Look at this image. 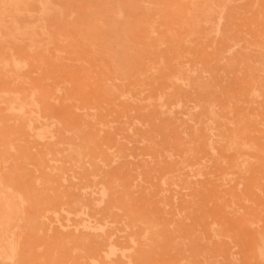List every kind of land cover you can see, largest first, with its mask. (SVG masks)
Listing matches in <instances>:
<instances>
[{
    "label": "rangeland",
    "instance_id": "rangeland-1",
    "mask_svg": "<svg viewBox=\"0 0 264 264\" xmlns=\"http://www.w3.org/2000/svg\"><path fill=\"white\" fill-rule=\"evenodd\" d=\"M107 1L0 0V149L14 145L9 166L26 192L20 256L110 264L102 229L75 213L85 194L88 219L117 247L125 225L148 230L146 256L122 264H264L253 252L255 236L264 240V0H125L129 26L103 36L89 11ZM207 3L208 18L184 17ZM121 43L140 54L141 74L109 62L126 57ZM182 71L206 90L173 77ZM8 97L25 101L22 112ZM51 121L55 142L35 134ZM51 199L71 217L48 210Z\"/></svg>",
    "mask_w": 264,
    "mask_h": 264
},
{
    "label": "bare ground",
    "instance_id": "bare-ground-1",
    "mask_svg": "<svg viewBox=\"0 0 264 264\" xmlns=\"http://www.w3.org/2000/svg\"><path fill=\"white\" fill-rule=\"evenodd\" d=\"M1 1L9 4H17L18 2V0ZM193 1L196 2V0ZM202 3L203 1H200L199 5H202ZM95 5L98 8V11H89V14L91 15V19L95 27L100 31L103 36L104 34L108 35L109 33L117 34L119 29H125L129 26L131 10L129 4L125 0H109L107 2L97 3ZM213 10V6L207 3L203 7L195 6L194 10L192 12L188 11L184 15V17H186V19H193L197 17L198 13H200L203 18H208ZM153 32V29H148V34L144 37V39L148 40L149 37L153 34ZM33 40H37L35 35L33 37ZM84 42L88 45H94V41L92 40H84ZM98 44L106 45L108 47L111 46L107 38H102L101 42L98 41ZM121 45L123 47L124 52L126 53V57L121 58L116 55L113 56L109 62L112 63L118 71H125L130 65H132L136 69L137 73L141 74L142 72L139 68L140 54L134 48L125 43H121ZM1 56L2 55L0 54V57ZM173 77L176 80H188V82L193 83L202 91H205L207 88V82L205 80L200 79L196 76H192L189 71H182L180 72V74H174ZM165 94L166 93L162 92V94H160V97ZM239 97V95H235L230 98V101L238 102ZM8 99L12 100V102L18 101V99H14L11 97H8ZM18 102H20L21 104L20 108H17L13 104H11V108L16 107L19 112H22V106L25 101ZM231 102L230 104L232 105ZM203 108L208 114V117H204V121L208 122V125L210 127H217L219 124L217 121V114L214 106L212 104H205L203 105ZM236 126L237 128L234 127V130L231 132V140L229 143V146L231 147L239 145L237 132L244 133L245 131L242 120L239 119L236 123ZM58 127V121L45 122V126L42 127L40 130L36 131L35 134L40 138H47L49 139V141L55 142L54 137ZM7 146V148L0 149V169L6 168L3 174L0 172V264H36L34 259L20 256L19 248L21 241L23 242V236L21 235V231L18 230L15 226V223L23 222L24 220V205L26 203V192L25 190H21L16 186V177L14 174V169L12 166H9L10 162L8 158V155L10 154L11 150L10 148H13L14 145L9 142ZM225 175L227 176L228 172H225ZM5 181L9 183H6ZM212 197H214L215 199H220L222 197L220 190L215 188L212 193ZM86 198L87 196L83 194L82 200L75 201V213L79 214L81 220L88 221L87 223H84L85 227H98L102 229V231L98 235L104 241H107L106 243L109 245V253L106 255V257L110 264H122V262L118 261L119 258H136L138 257L136 251H141V255L144 257L146 256V252L144 249L141 248V246L147 248L149 245V243L146 242V240L144 239V236L148 232L147 229H144L137 233V230L134 227L136 223L132 225H125L123 227L126 231V234H124L125 243L122 246L117 247V245H115L114 243L115 239L109 238L110 234L108 233V231H105V229L100 226H97L96 223H92V221L88 219L85 206L83 207V205L87 204V201H85ZM50 209L65 211L64 215L67 219H69L71 217L70 215L72 214V210L65 207L64 202L62 204H59L55 199H51L48 202V210ZM191 209L192 208H189V210ZM197 209H199V207H197ZM43 216L44 214L42 212L38 214V217L41 221L43 220ZM250 224L251 223H249V225ZM105 226L110 229L108 224H105ZM142 233L143 236L141 238H137V235ZM34 238L36 240H41L40 235ZM86 240V234H81L76 238L73 237L71 243H84ZM253 252L259 259L264 261V240L262 237L258 238L255 236Z\"/></svg>",
    "mask_w": 264,
    "mask_h": 264
}]
</instances>
